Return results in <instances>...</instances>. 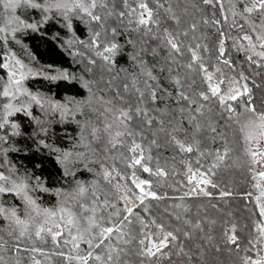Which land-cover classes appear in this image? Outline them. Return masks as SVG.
I'll return each mask as SVG.
<instances>
[{
	"label": "snow or ice",
	"instance_id": "snow-or-ice-1",
	"mask_svg": "<svg viewBox=\"0 0 264 264\" xmlns=\"http://www.w3.org/2000/svg\"><path fill=\"white\" fill-rule=\"evenodd\" d=\"M199 4L211 13L201 23L215 29L218 65L234 69L226 48L231 41V48L248 64L264 68V0H199ZM192 7L198 8V4L194 2ZM49 23L65 30L70 36L69 47L78 44L94 53L95 58L88 60L90 65H97V59L102 62L111 78L102 86L97 82L99 94L87 82L83 87L89 96L79 101L73 97L58 99L34 88V82L41 79H76L66 71L54 70L55 74H50L51 65L33 66L36 58L27 53L23 40ZM180 23L170 0H0V225H4L0 227V264H45L52 257L59 258L61 264H128L126 257L130 254L151 259L157 254L169 255L163 250L171 252L173 247L178 248L177 255H187L176 244L177 233L191 239V231H169L152 220L157 231L142 232L139 247L132 252L125 247L131 240L123 226L135 216L147 228L136 209L143 206L147 212L145 201L149 198L174 199L158 195L150 179H140L136 174L139 168L150 176H167L163 168L148 166L153 157L145 154L146 131L154 137L150 146L159 147L155 137L162 134L182 153L200 151L209 132L213 134L211 142L221 140L222 150L209 153L214 158L209 168L201 171L199 160L195 171L188 166L189 188L178 199L212 195L206 188L217 187L211 177L232 151L225 133L217 131V120H224L225 129L242 141L257 192L254 198L251 192L245 198H253V214L258 216L252 223L254 235L246 238V247H241L235 224L222 229V242L231 251L244 253L241 264H264V170L256 169L257 165L264 169V111L252 105L251 89L246 82L241 83L248 79L242 72L237 79L225 76L219 66L209 71L201 54L208 51L207 45L181 39L189 32L195 33L198 25L192 23L188 30L177 31ZM80 25L87 28V42L76 36ZM128 33H135L137 38H129ZM152 43L168 50L169 59L159 69L147 59L157 51ZM17 45L28 54V62L17 56ZM185 53L187 63L180 64ZM72 54L82 55L79 51ZM119 56L128 57L129 67L114 72ZM181 67L186 72L184 81L179 73ZM191 73L200 75L203 89L194 91L195 78L187 75ZM189 79L191 83L186 84ZM168 85L176 88L175 94ZM169 101L178 107L179 119ZM165 116L169 117L167 123ZM33 123L36 129L30 127ZM65 123H74L79 129L74 150L64 151L47 143L49 129ZM181 134L185 139L179 138ZM17 137L22 139L17 141ZM18 143L24 147H17ZM43 149L57 156L61 179L68 181L69 190L47 184L42 173L35 171L39 165L29 167L21 162V153L39 154ZM117 159L132 170L130 176L116 167ZM122 181H130L131 186ZM230 195L220 192L221 198ZM47 197H55V204ZM118 202L123 203L122 208L117 207ZM45 203L50 206L45 207ZM174 208L190 212L180 203ZM174 218L181 220L179 214ZM183 223L204 232L202 222L185 219ZM205 237L215 252L222 251L213 245L211 235L205 233ZM37 242H51L53 250H45Z\"/></svg>",
	"mask_w": 264,
	"mask_h": 264
},
{
	"label": "trees",
	"instance_id": "trees-1",
	"mask_svg": "<svg viewBox=\"0 0 264 264\" xmlns=\"http://www.w3.org/2000/svg\"><path fill=\"white\" fill-rule=\"evenodd\" d=\"M177 15L181 18V23L177 26V31L188 30L189 25L196 23L198 25L195 33L189 32L188 37H183L185 43L199 42L202 45H207L208 51L203 52L206 65L209 67V71L215 70V67L219 66L223 68L225 76L231 75L238 77L240 72L245 74L248 78L246 83L251 89L252 105L256 107L257 111H264V68H257L254 65H250L243 58L231 48L230 41L226 45L228 48V57L232 60L234 69H229L223 65H218L216 61V40L215 29L209 28L201 23L203 18L211 15L206 6L199 4V0H170ZM198 4V8H193V3ZM187 9V12L184 9ZM234 34V33H232ZM88 31L84 25H80L76 32V36L87 42ZM59 37L55 39L54 37ZM129 38L136 39L135 33H128ZM195 37V41L193 40ZM70 36L65 33V30L58 24L49 23L42 29L41 32L32 33L23 40V44L27 51L36 58V64L42 66L51 65L52 68L67 69L75 73L81 72L83 76L91 82L95 90L98 92L97 82H102L110 79V74L104 71L102 62L97 59V65L93 66L88 63V60L94 57V53L88 49L73 44L71 47L67 45V41ZM18 46V45H17ZM15 46V48H19ZM156 48L155 55H149L147 59L153 67L159 69L165 65V62L169 59L168 50L162 45L157 47L155 43L151 45ZM21 48V47H20ZM24 49H20V51ZM131 51V49H127ZM79 51L82 55H73L72 53ZM188 60L187 53L179 60L180 64H186ZM129 62L127 56L117 57V64L114 72H119L121 69L128 68ZM176 68V65H173ZM180 77L184 81L186 75L185 69H179ZM235 73V74H234ZM123 76V72H120ZM189 77H194L196 84L193 86L194 91L203 89L204 85L201 83L200 75L196 73L187 74ZM228 77V76H227ZM191 83V79L185 82ZM34 88H39L41 91L47 92L49 95H54L58 99H64L73 97L78 100L86 99L89 96L88 90L84 88L76 79L72 81H55L50 82L46 80H37L34 82ZM193 89H189L192 91ZM50 90V91H49ZM168 90L175 94L176 88L168 85ZM246 99V97L244 98ZM169 106L176 110V119H179V109L176 105L169 101ZM158 119L160 117H157ZM169 117L165 116L164 120L167 123ZM176 120H173L175 123ZM218 132H224L228 141L229 147L232 149L228 160L225 164L215 169V175L212 176L213 182L217 185L216 188L210 186L209 192L212 193L210 197L205 196H189L185 197L183 201L178 198L184 195H177L172 191L178 189L181 185L180 179L183 177V170L189 163H196L200 161L203 166L201 170H206L208 166L214 162L213 156L209 155L213 150L221 149L223 147L221 140L211 142L210 137L212 133H208L207 139H205L201 145L200 151H194L193 153L179 152L172 145L168 144L167 138L162 134L157 135L155 138L158 141L159 147L150 146V141L154 138L151 133L145 132L146 139L143 141L146 151L153 157L149 167L155 169L157 166L163 168L167 172L165 177L150 176L147 173H143L139 168L136 169V173L145 178L150 179L153 186V190L160 196L171 197L174 199H162L145 201V205L148 207V211H143V206L137 208L136 212L144 220V223H151L155 220L158 224H163L166 230L175 231L181 229L183 231H191V239L185 238L181 233H177L179 240H181L180 246L184 248V253L187 255H177V250L173 251L177 264H241L240 257L241 252L237 254L230 250L229 246H226L222 242V229L226 228L228 223L233 220L237 222V235L240 240L241 247H246V238H251L252 235V223L258 219V216L253 213L256 212L255 205L252 202V198H245V194L250 191L251 179L249 174V165L247 163V157L244 154L241 141L233 137L231 131L225 129L224 120L215 121ZM32 129H36V125L33 123L30 126ZM21 131H24V125H21ZM78 129L74 123H65L60 125H54L49 129L47 136V143L52 147L58 149H65L70 146L69 143L75 140V135ZM153 131H156L154 128ZM39 137H37L38 139ZM179 138L185 139L181 134ZM17 141L22 138L17 137ZM139 139V138H138ZM189 141L191 136L188 137ZM31 144V141H28ZM17 147H24V144L18 143ZM33 149L35 146L33 145ZM201 152L204 155H201ZM117 155V154H113ZM127 155V153H125ZM21 162L25 165L32 167L33 165H39L35 168L37 173H42V178L49 185H54L56 188L63 187L65 190H69L68 181L61 179L60 173L62 171L60 165L56 162V155L51 154L47 149H43L39 154L33 152L21 153ZM202 159V160H200ZM197 164V163H196ZM116 167L121 170L122 173L128 175L132 170L125 167L123 160H116ZM82 178V177H81ZM92 177L89 175V180ZM230 192V196L221 198L220 192ZM48 200L55 203V197H47ZM180 203L190 209V212L184 213L183 209H175L174 206ZM50 206L45 203L44 206ZM215 205V207H213ZM119 207V206H117ZM169 213H172L170 216ZM179 214L181 220H175V215ZM131 223H125L124 229L127 237L131 240V243L126 245L127 249L134 252L138 247V240L141 238V223L135 216L130 217ZM188 219L193 222H202L204 232L199 230L190 229L183 223V220ZM215 221L213 224L212 222ZM205 233L213 237V245H218L222 251L215 252L212 245H209ZM10 255V254H6ZM192 257V259H189ZM128 264H146L143 257H136L129 255L126 257ZM47 264H61V261L57 257H52Z\"/></svg>",
	"mask_w": 264,
	"mask_h": 264
},
{
	"label": "rangeland",
	"instance_id": "rangeland-1",
	"mask_svg": "<svg viewBox=\"0 0 264 264\" xmlns=\"http://www.w3.org/2000/svg\"><path fill=\"white\" fill-rule=\"evenodd\" d=\"M234 34H232V35H235L236 33L235 32H233ZM181 39L183 40V38L181 37ZM230 44H231V41H230ZM227 45V44H226ZM17 47H19V46H17ZM20 47L19 48H15L14 47V51H16V53H17V56L19 57V58H21L22 60H24L25 62H28V54L27 53H29L28 51H27V53L24 51L23 52V50H21L20 51ZM33 66L34 67H36V68H47V66H42V65H39V64H36V63H34L33 62ZM53 69V71H50V74H55V71L54 70H60V71H66V72H68L69 74H71L72 76H74V77H76V80L83 86V84L85 83V82H87V83H89L90 85H91V87H92V89L93 90H95L96 88H94L93 87V85L91 84V82L89 81V79L87 78H85L84 76H83V74L81 73V72H77V73H75V72H73V71H68L67 69H58V68H52ZM212 71H214V70H212ZM241 73V72H240ZM235 74V73H234ZM240 75V74H239ZM245 75V74H244ZM228 77H236V76H231V75H227ZM237 79H239V76L238 77H236ZM246 81H241V83H245ZM222 88L224 87L223 85L221 86ZM97 94H99V91L97 92ZM76 100H78V99H76ZM79 101V100H78ZM233 103H235V102H233ZM43 118V117H42ZM77 119H83V117H80V116H77ZM78 129V128H77ZM78 137H79V129H78V131H77V133H76V135H75V140L74 141H72V142H70L69 143V145L70 146H68V147H65V149H63L64 151H70V150H74V146L75 145H78ZM181 140H183L182 138H180ZM241 143H242V141H241ZM243 146V145H242ZM144 148H146V147H144ZM243 148V147H242ZM244 149V148H243ZM76 150H83V149H81V148H77ZM147 149H145V154L146 155H149V153H148V151H146ZM217 150V149H216ZM213 151H215V150H213ZM56 159H57V157H56ZM200 160H202V159H200ZM108 163H112V161H108ZM191 166L192 167V169H193V171H195L196 170V168L198 167V165L196 164V163H189V164H187L186 166H185V168H184V170H183V177H181V179H180V186L178 187V189H176V190H174V191H172V193H175V194H177V195H184V193L186 192V191H188V188H189V185H188V183H187V174H188V166ZM212 165V164H211ZM210 165V166H211ZM149 166V165H148ZM208 168H209V166H208ZM256 169H257V171H261V170H264V169H262V168H260V166L259 165H257L256 166ZM201 171H204V170H201ZM130 174H131V172L128 174L129 176H130ZM137 174V173H136ZM249 174H250V179H251V173L249 172ZM137 176L140 178V179H145V178H143V177H141V176H139L138 174H137ZM198 178V177H197ZM212 178V177H211ZM122 184H124V183H127L129 186H131V184H130V181H122L121 182ZM253 181H252V179H251V185H250V191L249 192H251V193H253V198H254V196L257 194V192H256V189H254L253 188ZM153 186H155L153 183H152V188H153ZM203 186V185H202ZM209 188H210V186H208L207 188H206V190L208 191L209 190ZM153 190V189H152ZM253 198H252V200H253ZM55 202H56V199H55ZM55 204V203H54ZM117 206H119V208H122L123 207V203L122 202H118L117 203ZM45 207H48V205L47 206H45ZM229 224H235L237 227H238V223L237 222H235V221H233V220H231L229 223H228V225ZM147 225H148V227L147 228H144L143 227V225H142V227H141V233L142 232H156L157 231V229L155 228V225H153V224H151V223H147ZM227 225V226H228ZM4 225H0V227H3ZM125 227H127V226H125ZM124 226H123V230H124V232H126L125 231V228ZM252 235H254L253 233H252ZM140 237H141V235H140ZM5 239H8V237L5 235ZM180 243H181V240H179L178 239V241L176 242V244L177 245H180ZM28 245L29 246H31V242H28ZM37 246H39V247H42V248H44L45 250H53V248H52V245H51V242H49V243H47V244H42V243H40V242H37ZM82 247H84V245H82ZM176 251L177 250V247H173L172 249H171V252H169V249H164L163 251H164V253H169V255H161V254H157V256L156 257H152L151 259H148V258H144V260H145V263L146 264H177V262H176V260H175V256H174V253H173V251ZM244 255V253L243 252H241V256H243ZM169 256H170V259H169ZM47 262V261H46ZM45 262V264H47Z\"/></svg>",
	"mask_w": 264,
	"mask_h": 264
}]
</instances>
